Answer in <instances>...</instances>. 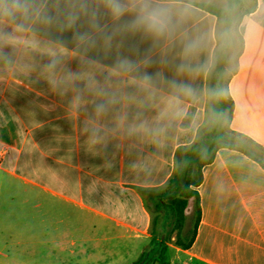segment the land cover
Segmentation results:
<instances>
[{"label":"crops","instance_id":"obj_1","mask_svg":"<svg viewBox=\"0 0 264 264\" xmlns=\"http://www.w3.org/2000/svg\"><path fill=\"white\" fill-rule=\"evenodd\" d=\"M220 1L185 0L189 15L173 35L129 37L108 53H93L99 62L91 67L80 61L73 29L39 25L0 47V238H14L7 231L12 215L15 224L47 227L72 224L75 215L74 230L55 227L52 242L71 241L70 252L84 264L141 255L146 247L126 243L132 239L154 235L187 243L192 200L180 229L169 223L167 207L157 211L154 200L167 194L169 179L191 148L207 146L217 132L235 131L264 149V0H253L245 10L235 5L230 28L194 4ZM192 39L199 46L186 54ZM132 44L140 55L153 50L150 84L114 72L118 56L136 58ZM53 59L60 64L50 71ZM181 63L186 70L177 72ZM66 71L78 73L81 83L111 74L119 94L113 112L126 113L127 121L119 132L108 133L105 143L90 145L84 117L74 111L72 92L65 91ZM173 81L189 85L193 94L174 89ZM99 99L85 96L89 112ZM103 122L115 127L111 114ZM201 172L195 235L187 247L168 243L170 263L264 264L263 164L219 147ZM3 188L14 194V205L1 203ZM4 257V264H13Z\"/></svg>","mask_w":264,"mask_h":264},{"label":"clouds","instance_id":"obj_2","mask_svg":"<svg viewBox=\"0 0 264 264\" xmlns=\"http://www.w3.org/2000/svg\"><path fill=\"white\" fill-rule=\"evenodd\" d=\"M188 15L185 0H0V47L11 45L16 34L32 32L39 25L61 31L73 29L72 39L80 54V61L91 67L99 62L92 55L97 50L108 53L114 47L125 45L129 37L138 34L154 40L171 36ZM198 46V40H188L184 51L186 54L194 53ZM129 50L136 54V58L118 56L114 72L118 75H134L143 83L150 84L153 76L147 72V68L156 62L153 50H145L140 55L135 44L130 45ZM59 64L58 59H53L48 70L55 71ZM186 67L181 63L176 66V70L184 72ZM63 79L67 84L65 91L73 94L74 111L84 117L83 131L90 145L105 143L108 133L119 132L125 127L127 114L113 112L119 94L111 74L102 80L90 76L81 83L78 73L66 71ZM172 87L188 95L194 92L184 83L173 81ZM87 94L100 98L91 106L90 112L84 102ZM110 114L115 121V127L111 129L103 122Z\"/></svg>","mask_w":264,"mask_h":264},{"label":"trees","instance_id":"obj_3","mask_svg":"<svg viewBox=\"0 0 264 264\" xmlns=\"http://www.w3.org/2000/svg\"><path fill=\"white\" fill-rule=\"evenodd\" d=\"M190 2V0H186ZM201 9L209 12L212 15L219 17L225 21L226 27L230 28L235 18L230 14V10L235 8L238 0H227V7H218L206 2H194ZM219 117V114H217ZM219 147H227L233 150H238L249 157L259 161L264 166V162L258 159L256 150L264 153V149L259 146L251 138L242 133L231 131L230 133L220 134L217 132L216 138L207 146H193V152L188 155L189 159L178 164L179 171L175 176L169 179L167 194H162L154 200L157 211H160L161 206L167 207L169 223H174V229L182 228L187 217L185 209L190 200L193 202V215L191 217L192 227L189 229V237L187 243L177 240V245L187 247L191 244L196 232L199 221V196L196 187L202 181L201 169L205 163L213 158L214 152ZM171 227V225H170ZM194 228V229H193ZM174 230L170 231L169 238ZM169 240L159 239L152 236L149 245L144 249L140 257L132 264H170L171 252Z\"/></svg>","mask_w":264,"mask_h":264},{"label":"rangeland","instance_id":"obj_4","mask_svg":"<svg viewBox=\"0 0 264 264\" xmlns=\"http://www.w3.org/2000/svg\"><path fill=\"white\" fill-rule=\"evenodd\" d=\"M226 5V0H222L220 2H217L216 6L226 7ZM252 7L253 0H238L236 9L245 10ZM237 19L238 17L234 21V27L237 24ZM255 152L264 161V153H260L257 150ZM13 196L14 194L8 193L7 190L3 188L1 203L3 205H14V200H12ZM74 218L75 215H73L72 224L69 225H50L48 227L42 225L26 226L15 224V218L14 215H12L10 220H12L13 223L12 225H9V229H7V231L11 235H13L14 238H7V234L4 237L0 238V253L2 254L0 255V264H4L5 262L4 255L8 256L13 261V264H21L19 260L27 261L29 264H84L83 257L78 256V254L74 255L70 252V249L72 248L71 241L67 239L60 244H55L52 242V235L57 234L58 232L54 231L55 227H58L62 231L67 230L68 228L74 230V228L76 227ZM1 227L2 226H0V228ZM18 236H21V242H18ZM22 241H26V243L22 244ZM126 243L133 245L134 248L136 247L137 249L147 247L150 243V240L143 241L132 239L130 241H127ZM169 243L176 244L175 241H169ZM139 253L137 254V256H135V254L132 255V257L130 256L128 260H122L121 258H118L116 260H113L112 263L103 262L104 258H94L93 261L95 263L93 264H132L140 257ZM172 253H174L173 250Z\"/></svg>","mask_w":264,"mask_h":264},{"label":"built area","instance_id":"obj_5","mask_svg":"<svg viewBox=\"0 0 264 264\" xmlns=\"http://www.w3.org/2000/svg\"><path fill=\"white\" fill-rule=\"evenodd\" d=\"M171 264V263H170Z\"/></svg>","mask_w":264,"mask_h":264}]
</instances>
